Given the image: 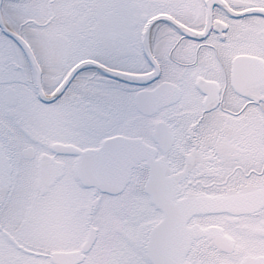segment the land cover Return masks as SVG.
<instances>
[{"label": "snow or ice", "instance_id": "6c2138e0", "mask_svg": "<svg viewBox=\"0 0 264 264\" xmlns=\"http://www.w3.org/2000/svg\"><path fill=\"white\" fill-rule=\"evenodd\" d=\"M0 264H264V0H0Z\"/></svg>", "mask_w": 264, "mask_h": 264}]
</instances>
